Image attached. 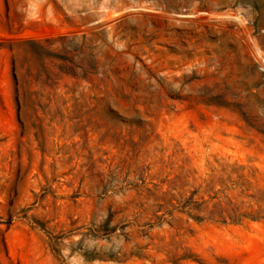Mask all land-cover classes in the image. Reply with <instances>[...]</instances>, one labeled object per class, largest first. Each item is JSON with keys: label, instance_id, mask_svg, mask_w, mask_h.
I'll return each instance as SVG.
<instances>
[{"label": "rangeland", "instance_id": "rangeland-1", "mask_svg": "<svg viewBox=\"0 0 264 264\" xmlns=\"http://www.w3.org/2000/svg\"><path fill=\"white\" fill-rule=\"evenodd\" d=\"M255 48L264 0H0V264H264Z\"/></svg>", "mask_w": 264, "mask_h": 264}, {"label": "trees", "instance_id": "trees-1", "mask_svg": "<svg viewBox=\"0 0 264 264\" xmlns=\"http://www.w3.org/2000/svg\"><path fill=\"white\" fill-rule=\"evenodd\" d=\"M12 75L15 81L16 88H18V80H17V75L15 72V60L12 62ZM49 79V78H48ZM39 83V79H35L32 82H29L28 84L31 85H36ZM44 99L46 101H44ZM51 102L52 98L47 97L44 98V96L41 93L34 92V93H19L18 90H16L15 94V103L17 107V117L18 121L21 122V111L23 110L24 107H28L30 109L34 110H39L40 112H45L49 111L51 109ZM36 112V111H35Z\"/></svg>", "mask_w": 264, "mask_h": 264}, {"label": "built area", "instance_id": "built-area-1", "mask_svg": "<svg viewBox=\"0 0 264 264\" xmlns=\"http://www.w3.org/2000/svg\"><path fill=\"white\" fill-rule=\"evenodd\" d=\"M255 59L258 64L259 71L264 73V55H262L258 48H255Z\"/></svg>", "mask_w": 264, "mask_h": 264}]
</instances>
